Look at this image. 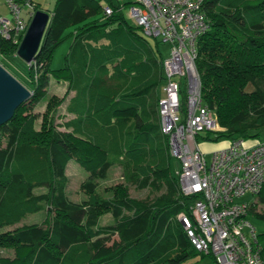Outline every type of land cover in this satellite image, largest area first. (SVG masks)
<instances>
[{
	"label": "trees",
	"instance_id": "1",
	"mask_svg": "<svg viewBox=\"0 0 264 264\" xmlns=\"http://www.w3.org/2000/svg\"><path fill=\"white\" fill-rule=\"evenodd\" d=\"M31 3L34 12L45 11ZM202 9L210 28L197 41L200 99L223 129L198 132L196 141H263L264 0H204ZM49 14L28 65L32 93L0 125V228H8L0 232V250L12 251L0 252V264H179L207 255L177 217L190 215L201 197L184 195L170 175L158 110L162 54L111 0H55ZM154 39L157 46L161 40ZM66 40L63 66L51 68L54 50ZM17 47L0 37V57ZM50 77L67 83L63 96L47 95ZM70 92L65 114L58 115ZM42 101L38 114L33 110ZM71 159L89 173L80 202L65 193ZM113 166L122 167V180L100 189L97 179ZM130 186L150 194L132 197ZM255 197L249 212L264 219V211H255L264 204V184ZM40 211V223L17 225ZM107 213L112 222L100 225Z\"/></svg>",
	"mask_w": 264,
	"mask_h": 264
},
{
	"label": "built area",
	"instance_id": "2",
	"mask_svg": "<svg viewBox=\"0 0 264 264\" xmlns=\"http://www.w3.org/2000/svg\"><path fill=\"white\" fill-rule=\"evenodd\" d=\"M4 1L9 16H0V37L18 46L34 14L33 4ZM203 2L134 0L129 13L145 35L170 46L168 58L162 60L165 80L158 110L168 152L179 162L180 190L201 197L191 206L190 215H177L190 242L211 255L214 264H264L257 229L249 220L250 203L241 201L246 195H257L264 184V140L251 145L243 139L228 141L208 162L195 138L198 132L223 129L215 112L200 99L197 41L210 28ZM21 4L29 8L28 20L21 15ZM103 10L107 15L112 12L109 6Z\"/></svg>",
	"mask_w": 264,
	"mask_h": 264
},
{
	"label": "rangeland",
	"instance_id": "3",
	"mask_svg": "<svg viewBox=\"0 0 264 264\" xmlns=\"http://www.w3.org/2000/svg\"><path fill=\"white\" fill-rule=\"evenodd\" d=\"M33 1L35 3L40 4V7L48 13L53 9L54 3H55V0H33ZM103 1L105 2V0H103ZM113 1H115V2L118 1L119 4L122 5V11H123V14L126 18L127 23L130 25H136L134 20L130 17V13H129L130 4H128L129 2H132L134 0H113ZM124 3H126V4H124ZM4 6L6 9V12L8 13V16H9V10H8V7L5 3V1H4ZM20 6H21V15L28 20L27 11L29 10V8L27 6H25L24 4H21ZM145 37L147 38V40L149 41V43L151 44V46L153 47V49L156 52L158 49L159 52L162 54L163 58H168V56L170 54V46L168 43L158 42V44L156 46V44H155L156 41H155L154 37L148 36V35H145ZM69 43H70V41L66 40L63 43H61L60 45H58L57 48L54 50L51 61H50L51 68L56 69V68H60L63 66L64 55L68 50ZM0 59H1L0 64L2 63V65L5 69L9 70V72L14 74V76L30 90V88H29V74H28V65L29 64L25 60H23L20 56H18L17 54L3 55L0 57ZM66 87H67V83L65 81H63V80L58 81L55 78L50 77L49 84L47 87V95L56 94L57 96H63L65 91H66ZM184 88H185V86H184ZM247 89H253V86H248ZM185 91H186V89H185ZM159 93H162V87L159 88ZM68 95H69V93L66 95V97ZM66 97H65V99H66ZM65 99L61 103V105L58 106V109H57L58 115L62 114V112L64 111ZM44 108H45V102L42 101V102H39L35 105L33 111L40 114L44 110ZM58 120L59 119L56 118L57 123H58ZM39 123H40V119H37L35 122L36 128L39 127ZM59 129H62V128H59ZM262 135L264 137V131H263ZM224 141H226V140L221 139L217 142H214V141L198 142L199 146L201 147L202 150H204L205 146L207 147V152L205 153V157H206V160L208 162H209L210 157H211V153H210L209 148L211 146L215 147L220 142L222 144V143H224ZM178 169H179L178 160L171 157L170 158V175L177 177ZM66 175L68 177V183H67L68 185H67L66 191H65L67 197L71 201H74V202H80V201L84 200L85 194L81 190L80 184L83 180L88 178V176H89L88 171L83 169L82 166H80L76 161L71 159L68 161V164L66 167ZM121 180H122V167H120V166L111 167L108 170L105 178L97 179L100 189L104 186L113 185L117 182H120ZM129 193L132 197H135V198H145L148 194H150L149 189H147V188L138 189L135 186H130ZM253 199H254V196L246 195V196L241 198V201H251ZM258 209L263 212L264 206L261 205V206H259ZM44 216H45V214L43 211L36 212V213L30 214L26 218L22 219V221H20L17 225H21L23 223H28V224L40 223L44 219ZM249 219L254 224L257 231L262 233L261 241H262V244L264 245V219L257 218V216L251 212H249ZM112 220H113L112 216L109 213H107V214L102 215L99 218L98 223L100 225H106L108 223H111ZM6 229H8V228H0V232L4 231ZM0 252L3 255H8V256L12 255L11 250H0ZM166 264H168V263H166ZM179 264H214V258L211 255H204V256L196 255V256L188 258L187 260H185Z\"/></svg>",
	"mask_w": 264,
	"mask_h": 264
},
{
	"label": "water",
	"instance_id": "4",
	"mask_svg": "<svg viewBox=\"0 0 264 264\" xmlns=\"http://www.w3.org/2000/svg\"><path fill=\"white\" fill-rule=\"evenodd\" d=\"M51 15L43 10L34 12L17 47L16 54L30 64L39 51ZM31 95V91L0 64V125L7 122L15 109Z\"/></svg>",
	"mask_w": 264,
	"mask_h": 264
},
{
	"label": "crops",
	"instance_id": "5",
	"mask_svg": "<svg viewBox=\"0 0 264 264\" xmlns=\"http://www.w3.org/2000/svg\"><path fill=\"white\" fill-rule=\"evenodd\" d=\"M112 2H114V3H119L118 1L117 2H115V1H113V0H111ZM21 3H23V2H21ZM129 3H131V2H129ZM125 4V3H124ZM0 16H5V17H8V13L6 12V9H5V6H4V1L3 0H0ZM73 95V92H70L69 93V95L66 97V99H65V104H64V111L62 112V114H65V107H66V105H67V103H68V100H69V98L71 97ZM68 117L69 116H71V115H67ZM257 140H248V141H246L247 142V144L248 145H251V144H253V143H255ZM228 144V141L226 140V141H224V143H222L221 144V142L218 144V145H216L215 147H213V146H211L210 148H209V150H210V153H211V155H212V153L214 152V151H216V150H218V149H221V148H223V147H225L226 145ZM200 147V146H199ZM200 149H201V147H200ZM202 150V149H201ZM203 151V153L205 154L206 152H207V147L205 146L204 147V150H202ZM68 164V163H67ZM83 168V167H82ZM84 169V168H83ZM255 199H256V197L254 196V199L253 200H251V201H248L249 203H250V205H251V203H253V202H255ZM262 204H259V205H257L256 206V210L255 211H260L258 208H259V206H261ZM262 206H264V204L262 205ZM36 213V212H35ZM33 214V213H32ZM26 218V217H25ZM250 220V219H249ZM22 221V220H21ZM23 224H28V223H23ZM258 232V231H257ZM260 232H258V234H259ZM260 241V243H261V245H262V248H263V250H264V245L262 244V241H261V239L259 240Z\"/></svg>",
	"mask_w": 264,
	"mask_h": 264
}]
</instances>
